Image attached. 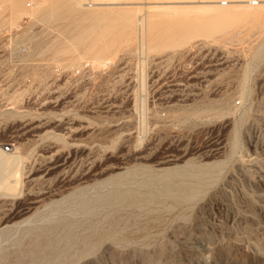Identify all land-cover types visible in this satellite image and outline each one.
<instances>
[{"label": "rangeland", "instance_id": "rangeland-1", "mask_svg": "<svg viewBox=\"0 0 264 264\" xmlns=\"http://www.w3.org/2000/svg\"><path fill=\"white\" fill-rule=\"evenodd\" d=\"M80 1L0 0V264H264V5Z\"/></svg>", "mask_w": 264, "mask_h": 264}, {"label": "bare ground", "instance_id": "bare-ground-1", "mask_svg": "<svg viewBox=\"0 0 264 264\" xmlns=\"http://www.w3.org/2000/svg\"><path fill=\"white\" fill-rule=\"evenodd\" d=\"M9 1L11 3L10 6H9L10 9L12 10V12H15V9L17 8L16 7V0H9ZM84 1H86V0H81L80 1L82 3V5H83ZM87 1H88V5L105 6V7H111V6H114L115 7V5H118V6H120V5H128V6H131V5H133L135 7L136 5H143V7L146 8L145 10H147V9L149 10V8H150V10L152 12H154V13L155 12H159L160 14L161 13L162 14H168L169 12L171 14L173 12L176 13V11H179L180 8H183L182 9L183 10V12H182L183 15H184V13L185 14L187 13L189 15L195 14V17H196L197 14H199V15L200 14H203V15L204 14L205 15L206 14H209V15L210 14H218V15H220L221 19L224 20V21L225 20H228L229 18H231L232 15H234V16L237 15V11H239V10H243V11L245 10V12H247L248 10H253V6H261V5H264V0H254L255 5H252L250 3L251 0H145L144 3H142V0H87ZM30 5L31 4H29V6ZM188 6H190V7H188ZM139 7L141 8L142 6H139ZM139 7H137V8L139 9ZM186 7H188L189 9L188 8L185 9ZM116 8H118V7L116 6ZM120 8H122V7H120ZM127 8H129V7H127ZM177 9H179V10H177ZM226 9L230 13H228V12L225 13L224 10H226ZM235 12H236V14H235ZM174 15H176V14H174ZM203 15H201V16L203 17ZM234 16H232V17H234ZM239 16H240V14H239ZM241 16H243V15L241 14ZM118 18H120V17H118ZM148 20H149V18H148ZM143 22H144L143 21V17H139L138 18V23H139V25L141 27H142V25H144ZM18 28H19V26H16L14 28H8V29H6V31H11L12 29L18 30ZM144 47L145 46H143V48H142V53H143V51H145L144 50ZM142 77H144V76H142ZM141 88H142L141 91L143 92L144 85ZM139 104L140 105L141 104L143 105V99L142 98H141ZM141 109H142V107H141ZM143 113L144 112H141V114H142L141 117L143 116ZM0 154H2L1 151H0ZM14 156H15V154H14ZM7 158H9V157H7ZM15 158H16V156H15ZM17 158H18V156H17ZM19 158H21V157H19ZM14 162H15L14 159H11L10 161H7V160H4L3 157L0 155V181H3L2 183L0 182V184H1L0 185V192L3 193V194H11V193H13L15 191V187H16L17 183L19 182V176H17V174H16L17 172L16 173H12L13 171L11 172V170H14L15 169V166L17 165L16 163L18 161L15 162V163ZM18 164H19V162H18ZM12 165H15L14 166V169L13 168L10 169V167H12ZM8 176H10V177H8ZM6 177L8 179H6Z\"/></svg>", "mask_w": 264, "mask_h": 264}, {"label": "built area", "instance_id": "built-area-1", "mask_svg": "<svg viewBox=\"0 0 264 264\" xmlns=\"http://www.w3.org/2000/svg\"><path fill=\"white\" fill-rule=\"evenodd\" d=\"M249 2V1H248ZM250 3L252 5H255L254 0H251ZM16 30L12 29L11 31H5V42L4 44L6 45L7 43L9 44L10 40L15 36ZM11 150V145L7 144L3 147V152L8 153Z\"/></svg>", "mask_w": 264, "mask_h": 264}]
</instances>
